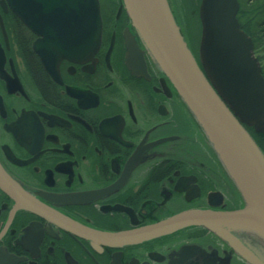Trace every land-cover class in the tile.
I'll return each mask as SVG.
<instances>
[{
    "label": "flooded vegetation",
    "instance_id": "flooded-vegetation-1",
    "mask_svg": "<svg viewBox=\"0 0 264 264\" xmlns=\"http://www.w3.org/2000/svg\"><path fill=\"white\" fill-rule=\"evenodd\" d=\"M98 2V51L52 62L51 74L42 51L49 32L70 37L61 33L74 29L68 9L55 10L53 24L42 1L23 0L31 15L20 19L0 0V164L53 212L23 208L0 189V264H248L202 227L117 248L66 225L117 233L192 209L243 207L123 1Z\"/></svg>",
    "mask_w": 264,
    "mask_h": 264
},
{
    "label": "water",
    "instance_id": "water-1",
    "mask_svg": "<svg viewBox=\"0 0 264 264\" xmlns=\"http://www.w3.org/2000/svg\"><path fill=\"white\" fill-rule=\"evenodd\" d=\"M7 1L18 18L31 15L23 0ZM39 1L46 9L43 16L52 19L53 24L58 23L56 19L61 16L55 10L62 8L68 9L66 14L71 25L74 21V29L61 32H67L70 37L62 39L49 32L53 35L49 47L39 48L43 50L42 60L48 71L53 74L52 62L59 63L62 59H92L101 44L98 0ZM122 1L152 63L170 82L200 128L240 195L243 207L234 211L192 209L117 233L79 228L63 218L66 225L117 248L202 227L224 241L246 263L264 264V151L246 129L264 138V77L254 53L253 40L238 21V0H201L199 63L177 22L170 0ZM127 44L129 59L135 64L136 41L130 38ZM0 189L23 208L53 213L15 181L1 164Z\"/></svg>",
    "mask_w": 264,
    "mask_h": 264
},
{
    "label": "trees",
    "instance_id": "trees-1",
    "mask_svg": "<svg viewBox=\"0 0 264 264\" xmlns=\"http://www.w3.org/2000/svg\"><path fill=\"white\" fill-rule=\"evenodd\" d=\"M240 10L238 21L241 28L253 40L254 52L261 63L262 75L264 77V0H238ZM263 47V50H260ZM260 50V53L258 51ZM262 54V55H260ZM257 144L264 149V138L250 130Z\"/></svg>",
    "mask_w": 264,
    "mask_h": 264
},
{
    "label": "rangeland",
    "instance_id": "rangeland-1",
    "mask_svg": "<svg viewBox=\"0 0 264 264\" xmlns=\"http://www.w3.org/2000/svg\"><path fill=\"white\" fill-rule=\"evenodd\" d=\"M179 15L181 28L185 38L195 54L199 55L201 39V22L199 19V5L201 0H173ZM263 50V47L260 49ZM260 50L258 53H260ZM264 54V52H262ZM260 54V55H262Z\"/></svg>",
    "mask_w": 264,
    "mask_h": 264
},
{
    "label": "bare ground",
    "instance_id": "bare-ground-1",
    "mask_svg": "<svg viewBox=\"0 0 264 264\" xmlns=\"http://www.w3.org/2000/svg\"><path fill=\"white\" fill-rule=\"evenodd\" d=\"M176 19H177L178 24L181 23L180 20H178L177 17H176ZM181 25H182V24H181ZM194 57H195V56H194ZM246 129H247L248 132L251 134L250 130H252V129H249V128H247V127H246ZM251 136H252V134H251ZM252 137H253V136H252ZM254 140H255V139H254ZM256 143H257V142H256ZM260 148H261V147H260ZM261 149H262V148H261ZM262 150L264 151V149H262Z\"/></svg>",
    "mask_w": 264,
    "mask_h": 264
}]
</instances>
